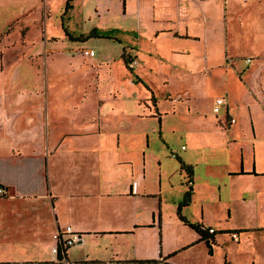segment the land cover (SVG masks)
<instances>
[{
  "label": "crops",
  "instance_id": "1",
  "mask_svg": "<svg viewBox=\"0 0 264 264\" xmlns=\"http://www.w3.org/2000/svg\"><path fill=\"white\" fill-rule=\"evenodd\" d=\"M96 1L94 15L99 19L100 10L109 11V2L119 5L123 17L127 15L128 0ZM260 1L137 0L138 26H149L147 37L155 44H167L165 36H171V44L181 43V47L171 49L164 57L154 47L156 55L148 51L149 57L141 54V60L134 45L123 46L121 58L124 50L134 56V62L129 63L131 71L123 62L124 69L145 88L139 85V91L126 95L114 87L103 97L97 89L96 73L95 89L84 91L86 94L78 98L81 108L87 99L91 102L78 121L62 120L56 91L50 95L47 89L35 95L37 91L15 90L0 95V185L8 191L0 196V264H130L126 263L130 260L159 261L152 264H264V222H256L258 213L264 210V193L256 188L257 182L264 180L260 126L250 112V124L236 119L228 95L217 97L222 98L223 110L209 117V123L199 117L192 121L193 116L184 123L167 118L177 115L176 102L185 99L188 104L192 99L194 90L176 93L177 89L183 83L192 88L191 80L201 81L208 75L216 81L225 80L232 76L227 71L233 69L254 95L242 78L246 72L239 75L238 59L247 58L225 50L220 60L207 57L203 62L182 45L194 39L199 45L211 44V49H217L214 39L218 31L224 33L229 44L232 9L241 12V8ZM198 4L211 5L217 13L195 14L192 7ZM219 8L221 20L217 17ZM261 9L264 14V5ZM39 10L37 15L44 22L48 15ZM60 24L64 30L63 19ZM95 24L93 29L100 30V23ZM22 27L27 29L23 23ZM209 32L214 35L212 41L208 40ZM163 37L166 40L161 42ZM71 60L78 66L82 62L74 56ZM140 60L156 66L163 82L175 83V89L165 94L169 107L161 106L154 90L140 77ZM200 90L209 93L205 85ZM124 97L136 104L130 111L122 105ZM202 124L209 125L210 131L197 129ZM243 127L250 131L248 143L239 137ZM179 141L189 144L193 152L181 145L184 152L175 153L171 146ZM202 146L209 147L210 152H198ZM219 149L222 152H216ZM181 162L191 166L190 174ZM188 191L189 201L182 203ZM180 216L202 226L211 237L202 239ZM66 226L81 239L67 247L59 259L52 248L55 235ZM208 228L214 232H208ZM232 232H237V240L231 237Z\"/></svg>",
  "mask_w": 264,
  "mask_h": 264
},
{
  "label": "rangeland",
  "instance_id": "2",
  "mask_svg": "<svg viewBox=\"0 0 264 264\" xmlns=\"http://www.w3.org/2000/svg\"><path fill=\"white\" fill-rule=\"evenodd\" d=\"M66 1L0 0V95L4 92L12 94L15 90L24 92L27 90L33 93L37 91L35 95H40L42 91L46 92L47 89L50 95L56 91L55 100L60 107L62 120L78 121L81 119L80 115L83 113V109L86 107V110H89L88 106L91 103L87 99L85 107L81 108V102H78V98L86 94L84 91L95 89L94 75L96 73H99L97 89L103 97L114 87H118L126 95H131L143 86L141 82H135L136 77H131L133 74L129 70L124 69L125 66L120 57L123 46L134 45L141 60L143 58L141 54H146V57H149L148 51L153 53L152 56L156 55L154 47H157V52L159 51L163 57L168 55L171 49L181 47V43L171 44V36H165L168 38L167 44H155V40H150L147 37L146 31L148 32L149 26L147 28L146 25L138 26L137 0H128L127 15L124 17L119 5L109 2L106 7L109 11L100 10L102 16L100 19L94 15L96 0H76L75 2L72 0L71 4L73 5L65 10ZM263 5L264 1L261 0L254 2V6L249 7L248 4L244 9L241 8V12L236 8L232 9L229 14V44L224 40V33L218 31L215 39L211 32L208 34V40L218 41L217 49H211V44L208 47H205L204 43L199 45L200 42L194 39H191L192 43L186 46L182 45L193 58H198L203 62L207 57L209 60L213 57L215 61L220 60L221 53L225 50L228 54L247 58V60L238 59L239 75H244L246 72L247 76L244 75L242 78L245 79L244 83L250 85L255 97L248 91L247 87H244L243 82L239 81V76L236 75L235 71L230 68L231 70H228L227 73L232 76L225 80L216 81L213 75H208L205 79L203 77L201 81L191 80L192 88L187 83H183L182 88H178L179 91L176 93H182L187 88L191 91L194 90L192 99L188 104L185 99L176 102L177 110L175 112L177 115L175 117L169 115L168 120L184 123L187 121V117L193 116L192 121L199 117L205 123H209V117H213L215 114L220 115L223 110L221 103L218 105L221 110L216 113L212 100L221 95H228L234 106L232 112L236 119L250 124V112L256 125L260 126L264 137V14L260 12V10L263 12L261 9ZM25 8L26 11L33 10L28 15L17 18L18 14L25 11ZM39 8L45 10L44 13L48 15L44 22L41 20V15H37V12H40ZM192 8L195 14L199 15L217 13V10H214L211 5L198 4ZM240 13H242V17L239 16ZM217 17L221 18L220 8ZM61 19H63L64 30L61 28ZM97 22L101 25L100 30L96 29L99 27L93 29ZM22 23L27 26L25 31ZM82 32H86V34H80ZM165 37L160 38V41L166 40ZM81 39L85 40L82 41ZM85 49H92L94 54H85ZM123 55L131 59V64L134 62V56L130 52L127 53L124 50ZM71 56L82 61L80 66L74 65ZM97 60L100 62L98 63ZM141 60L140 77L154 90L161 106L169 107L171 103L165 94L166 91L175 89L173 86L175 83L163 82L162 76H159L160 74L158 73V75L155 71L156 66H149ZM178 64L181 65V63ZM170 65L173 64L170 63ZM220 78L218 77V79ZM204 85L209 89L207 95L200 90ZM87 92H90V95L93 94L91 91ZM52 104L53 99L50 96V105ZM122 105L130 111L136 104L131 102L130 97H124ZM188 106L190 110L187 112ZM197 129L209 132L211 127L202 124ZM243 129L239 137L241 141L248 143V132L250 131L245 127ZM181 145L187 147L186 151L193 152L191 146L184 141H179L177 145L173 144L171 147L175 153H180L184 152ZM198 152L208 153L210 148L202 146L199 147ZM216 152H222V150L219 149ZM256 188H260L259 191L264 193V180L258 181ZM257 216L256 222H264V210ZM181 261H185V259H181Z\"/></svg>",
  "mask_w": 264,
  "mask_h": 264
},
{
  "label": "built area",
  "instance_id": "3",
  "mask_svg": "<svg viewBox=\"0 0 264 264\" xmlns=\"http://www.w3.org/2000/svg\"><path fill=\"white\" fill-rule=\"evenodd\" d=\"M85 54H93L92 50H85ZM222 103V98L216 99V104L214 106V111H218L219 107L218 105ZM231 121H234L233 118L230 119ZM186 184L189 186L191 185V180L188 179L186 181ZM8 194L7 188H5L3 185H0V196H5ZM208 232H214L213 228H208ZM237 232H232L231 237L234 240H237ZM56 238V244L53 246L52 251L57 253L59 250H65L67 247L76 244L80 241L81 235L73 232L71 230L70 226H66L64 231L58 232V234L55 235Z\"/></svg>",
  "mask_w": 264,
  "mask_h": 264
},
{
  "label": "trees",
  "instance_id": "4",
  "mask_svg": "<svg viewBox=\"0 0 264 264\" xmlns=\"http://www.w3.org/2000/svg\"><path fill=\"white\" fill-rule=\"evenodd\" d=\"M71 1L72 0H67L66 1V7H65V10H67L69 7H71ZM122 59H123V62L124 64L128 67V69L131 71V68L129 66V63L131 62V59H128L127 57H125L123 54H122ZM181 167L183 169H185L187 171L188 174L191 173V166L190 165H186L184 164L183 162H181ZM189 198H190V191H188L182 201V203H186L189 201ZM181 220L188 224L190 227L194 228L199 234H200V237L202 239H205V241H207L211 236L204 230V228L202 226H200L199 224L197 223H192L190 221H188L187 219H185L183 216H180ZM66 250V249H65ZM65 250H59L57 252V257L59 259H61V253L63 255L64 251ZM159 261L158 260H130V261H126V263H130V264H152V263H158ZM77 264H86V263H89L88 261H77L76 262Z\"/></svg>",
  "mask_w": 264,
  "mask_h": 264
}]
</instances>
